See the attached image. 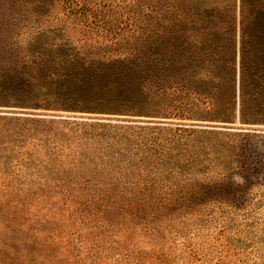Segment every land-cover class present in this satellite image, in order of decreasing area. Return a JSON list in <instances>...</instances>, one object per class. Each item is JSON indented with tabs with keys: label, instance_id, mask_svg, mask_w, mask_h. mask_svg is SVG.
Wrapping results in <instances>:
<instances>
[{
	"label": "trees",
	"instance_id": "1",
	"mask_svg": "<svg viewBox=\"0 0 264 264\" xmlns=\"http://www.w3.org/2000/svg\"><path fill=\"white\" fill-rule=\"evenodd\" d=\"M224 1L218 11H212L214 15L210 16L212 19L206 26L199 25L202 20L181 8L182 0H170L162 8L151 4L154 13H148L149 22L143 30L145 39L138 38L135 43V37L121 47L114 44L110 47L111 53L120 56L113 59L108 47H101L104 58L85 64V72L88 69L99 72L97 78L77 77L74 68L81 60H86L70 46L65 47L68 50L65 59L59 58L55 63L65 72L55 74L58 80L68 82V89L57 94L55 103L64 108L56 110L129 115L134 109H153V117L194 119L197 115L204 117L201 120H212L215 119L213 115L224 114L227 116L222 119L229 120L233 113V97L238 93L242 121H249V117H264V104L260 94L257 95L262 85L257 68L264 67V3L241 0V75L238 79L237 14L230 11L229 1ZM85 5L86 2L83 8ZM126 19L131 20L130 17ZM88 25L95 27L98 23ZM135 31L133 29L131 33L135 34ZM251 46L259 53L254 57L258 66L248 62L247 55L253 50ZM146 114L144 116H152ZM119 128L115 129L117 143L120 146L127 143L126 147L131 149V143L137 142L133 153L137 158L126 161L128 151L121 148L120 158L111 171L109 168L106 179L97 178L101 174L99 171L92 179L85 177L86 182L92 180L94 184L87 183L82 190L66 188L64 199L75 219L73 226L76 229L68 237L58 234L57 239L54 238L61 243L57 256L64 253L69 264H174L177 256L170 251L175 246L169 242L168 233L187 238L195 226L193 235L201 230L211 232L214 226L220 228L219 232L212 233L198 248L184 241L182 252L186 253V258L197 260L205 256L209 259L215 250V264H226L227 261L245 264V259L243 261L239 256L235 261L228 256L231 247L223 242L228 224L219 223L222 220L210 207L219 204L221 209L223 204H229L233 212H238L245 207L235 202V197L240 193L239 198L244 203L249 198V185L244 190L236 189L225 176L201 182L187 178V172L196 167L210 169L219 161L230 165L234 159L240 166L235 169L247 172L249 169L243 170L241 159L244 156L242 143L249 138L240 135L230 143L219 138L216 130L177 126L169 131L171 135L166 129H160L164 141L158 136L145 138L142 135L141 138L139 134L146 128L133 134L131 127H123L125 131ZM132 135L137 136L132 139ZM160 149L163 150L161 153ZM247 183L251 184V181ZM255 225L258 232L264 231V227ZM144 238L153 245L151 252L142 250L139 245ZM188 241L191 242V238Z\"/></svg>",
	"mask_w": 264,
	"mask_h": 264
},
{
	"label": "rangeland",
	"instance_id": "2",
	"mask_svg": "<svg viewBox=\"0 0 264 264\" xmlns=\"http://www.w3.org/2000/svg\"><path fill=\"white\" fill-rule=\"evenodd\" d=\"M169 1L0 0V264H69L64 253L57 256L61 243L54 240L58 234H67L68 237L76 229L73 226L75 219L64 199L66 188L82 190L85 184H94L92 180L86 182L85 177L92 179L99 171L101 174L97 178L106 179L109 168L111 171L120 158L121 148L128 151L126 161L137 158L133 155L137 142L131 143V149L126 147L127 143L120 146L116 141V127H121V131H125L123 127H131V134L146 128L140 137L158 136L166 141L160 129L169 133L177 126L216 130L219 138L230 143L240 135L241 138H249L242 143L244 156L241 159L243 170L249 169L247 172L235 169L238 165L234 159L230 165L219 161L207 170L191 169L187 178L207 182L225 176L236 189L244 190L249 185V198L244 201L245 205L239 198L240 193L235 197V202L245 208L233 212L229 204H223L221 209L219 204H211L210 209L222 220L219 223L228 224L223 242L231 247L232 251L228 253L231 260L235 261L239 256L243 261L245 259V264H264V231L255 229V224L264 227V117H249V121H242L238 93L233 95L234 107L229 120L222 119L227 116L224 114L213 115L215 119L212 120H201L204 117L197 115L194 119L153 117V109H134L129 115L56 110L64 108L57 107L60 106L55 103L57 94L68 89V82L58 80L55 74L63 71L55 63L59 58L65 59L68 53L65 47L70 46L86 60L77 61L78 66L74 68L77 77L83 79L88 75L97 78L99 72L95 69L85 72V64L104 58V47H108L113 59L120 56L111 53L113 49L110 47L114 44L121 47L129 39L136 37L135 43L138 38L145 39L143 30L149 22L148 13H154L150 5L162 8ZM228 1L230 11L237 14L236 68L240 79L241 0ZM259 1L264 3V0ZM222 2L225 1L182 0L181 8L202 20L199 25L206 26ZM128 17L131 20H127ZM91 22L98 23V26L90 27L88 24ZM133 29H136L135 34L131 33ZM251 48L248 62L258 66L254 57L259 53L254 46ZM262 68H257L259 76H262L257 95L260 94L264 104ZM69 88H73L71 84ZM145 113L152 116H144ZM134 136L137 135L131 138ZM162 151L160 149L159 153ZM171 152L175 153L174 150ZM233 195L231 193V198ZM213 227L211 232L201 230L196 235L189 233L187 238L168 233L169 242L175 246L170 251L177 256L174 264H215V250L209 259L204 256L197 260H188L186 253L182 252L186 241L187 245L198 248L200 243L217 234L220 228ZM233 241L235 243L231 244ZM139 245L146 252L153 250V245L146 238L140 240Z\"/></svg>",
	"mask_w": 264,
	"mask_h": 264
}]
</instances>
